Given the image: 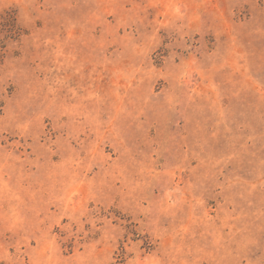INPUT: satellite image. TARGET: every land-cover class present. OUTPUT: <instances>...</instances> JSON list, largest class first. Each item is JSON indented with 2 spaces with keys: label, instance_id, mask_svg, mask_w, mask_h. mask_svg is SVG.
<instances>
[{
  "label": "rangeland",
  "instance_id": "1",
  "mask_svg": "<svg viewBox=\"0 0 264 264\" xmlns=\"http://www.w3.org/2000/svg\"><path fill=\"white\" fill-rule=\"evenodd\" d=\"M0 264H264V0H0Z\"/></svg>",
  "mask_w": 264,
  "mask_h": 264
}]
</instances>
